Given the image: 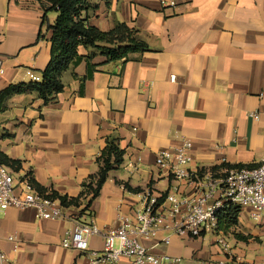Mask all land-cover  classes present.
I'll return each mask as SVG.
<instances>
[{"label": "crops", "instance_id": "0c3cea01", "mask_svg": "<svg viewBox=\"0 0 264 264\" xmlns=\"http://www.w3.org/2000/svg\"><path fill=\"white\" fill-rule=\"evenodd\" d=\"M87 1L82 13L89 24L108 30L123 21L137 29L147 49L127 59L97 53L88 77L81 60L63 71V89L47 103L35 91L6 98L0 152L19 159L15 179L29 172L48 191L68 196H77L97 172L107 138L123 149L122 161L89 203L91 194L84 192L63 205V217L40 218L32 207L0 210L6 264H86L88 252L61 244L74 218L111 226L117 201L128 210L139 205L147 185L164 191L170 180L155 165V153L183 137L192 142L191 168L251 166L264 155V103L257 95L264 90V0H174L166 6L162 0ZM50 10L46 21L52 23L57 11ZM43 11L41 0H0V91L30 80L28 70L42 75L50 58ZM88 50L77 46L80 54ZM256 110L259 118L250 114ZM247 219L240 229L246 239L216 231L171 234L164 244L160 231L140 241L154 253L180 256L181 264H264V221ZM9 234L16 236L15 250ZM221 234L228 249L216 242ZM88 246L100 250L102 236L91 235Z\"/></svg>", "mask_w": 264, "mask_h": 264}, {"label": "built area", "instance_id": "2783aa9c", "mask_svg": "<svg viewBox=\"0 0 264 264\" xmlns=\"http://www.w3.org/2000/svg\"><path fill=\"white\" fill-rule=\"evenodd\" d=\"M172 4L174 0L161 1V6ZM27 72L32 80L41 79L32 71ZM257 95L264 103V90ZM250 114L254 118L260 116L257 110ZM191 147V140L183 137L178 144L155 153V165L170 180L164 191L147 185L140 193L139 205L128 210L123 208L122 201H117L116 223L111 226L100 227L94 221L74 218V224L61 238V244L88 252L90 257L86 264H181L180 256L154 253L140 239L154 238L162 231L159 241L166 244L171 234L196 237L207 232H221L218 217L228 204L241 209L248 206L253 221H264V155L251 166L191 168L188 166L192 158ZM8 207H32L40 218L64 216L59 199L40 192L31 173L24 172L15 179L12 169L0 161V210ZM95 234L103 238L100 250L88 246V238ZM6 238L12 242L13 250L17 249L16 236L9 234ZM216 242L222 249L229 248L223 234L218 235ZM7 261L6 252L0 248V264Z\"/></svg>", "mask_w": 264, "mask_h": 264}, {"label": "trees", "instance_id": "16d2710c", "mask_svg": "<svg viewBox=\"0 0 264 264\" xmlns=\"http://www.w3.org/2000/svg\"><path fill=\"white\" fill-rule=\"evenodd\" d=\"M43 2L42 22H46L47 30H50V58L42 70L40 80L20 81L9 83L0 91V103L16 93L35 91L44 103L51 100L54 95L63 89L64 83L61 79L63 71L78 64L81 60L86 61V73L83 77L91 76L97 63L93 57L98 53L106 60L124 58L127 59L134 52L147 49V43L139 38L137 29L127 25L123 21H117L111 29L102 30L87 22L83 10L88 4L87 0H41ZM45 3V4H44ZM55 9L57 15L52 23L46 21V11ZM41 34L39 33V36ZM84 45L89 50L87 54L78 53L77 46ZM123 149L119 148L114 139L107 138L104 147L97 156L99 169L90 174L88 179L82 183L83 189L77 196L60 194L55 190L48 191L37 184L35 187L50 197L59 199L62 205L76 203L79 196L84 192L90 193V200L96 196L107 177L108 171L122 161ZM0 161L11 169L17 170L20 166L19 159H15L0 152ZM244 165H236L241 167ZM250 166V165H245ZM125 187L131 188L125 184ZM241 208L234 204L226 205L219 213L218 229L223 232H231L236 238L246 239L247 235L236 230L239 223Z\"/></svg>", "mask_w": 264, "mask_h": 264}, {"label": "rangeland", "instance_id": "374dc122", "mask_svg": "<svg viewBox=\"0 0 264 264\" xmlns=\"http://www.w3.org/2000/svg\"><path fill=\"white\" fill-rule=\"evenodd\" d=\"M51 11V10H50ZM52 12V11H51ZM248 212H249V207L248 206H246V207H244V211H241V213H240V218H241V220L239 221V223H238V225L236 226V229H237V231H241L240 229H242L243 227H244V223H243V221L244 222H247L249 219H247V215H249L248 214ZM250 217V216H249ZM251 221V220H250ZM255 222V221H254ZM257 224H259V225H262L263 223H260V222H256ZM213 234L214 232H207V234H209V235H211V234ZM206 234V233H205ZM226 235V234H225Z\"/></svg>", "mask_w": 264, "mask_h": 264}]
</instances>
